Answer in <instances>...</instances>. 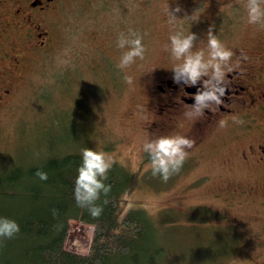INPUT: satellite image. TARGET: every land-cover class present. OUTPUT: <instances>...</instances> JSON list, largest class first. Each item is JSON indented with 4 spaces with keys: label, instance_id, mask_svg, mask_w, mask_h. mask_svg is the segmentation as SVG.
Segmentation results:
<instances>
[{
    "label": "rangeland",
    "instance_id": "rangeland-1",
    "mask_svg": "<svg viewBox=\"0 0 264 264\" xmlns=\"http://www.w3.org/2000/svg\"><path fill=\"white\" fill-rule=\"evenodd\" d=\"M190 4L60 0L49 18L50 46L21 54L24 68H14L12 58L25 51L24 43L7 22L10 0H0V167L31 164L46 153L102 150L113 163L138 173L126 205L149 215L155 227L150 246L164 248L157 261L139 252L126 264H264V162L258 155L239 142L220 144L232 136L230 129L198 132L183 115L166 120L165 130L154 135L146 130L155 118L153 86L172 75L176 62L163 46L169 34L195 33L194 47L206 42L207 27L196 21L207 18L205 11ZM168 5L180 8L174 23L167 22ZM129 29L142 35L145 55L122 70L116 66L123 51L116 40ZM250 46L235 56L254 57L257 50ZM174 132L194 143L165 182L151 174L139 146L145 136ZM68 229L66 249L87 253L93 228L70 220Z\"/></svg>",
    "mask_w": 264,
    "mask_h": 264
},
{
    "label": "trees",
    "instance_id": "trees-1",
    "mask_svg": "<svg viewBox=\"0 0 264 264\" xmlns=\"http://www.w3.org/2000/svg\"><path fill=\"white\" fill-rule=\"evenodd\" d=\"M31 164H1L0 215L15 219L20 231L0 239V264H126L137 253L157 261L164 248L150 246L154 226L142 210L128 208L126 197L138 184V173L113 163L105 183L111 190L96 201L99 216L76 204L74 179L80 154L67 152ZM37 169L48 173L41 180ZM70 220L93 228L87 253L66 249Z\"/></svg>",
    "mask_w": 264,
    "mask_h": 264
},
{
    "label": "flooded vegetation",
    "instance_id": "flooded-vegetation-1",
    "mask_svg": "<svg viewBox=\"0 0 264 264\" xmlns=\"http://www.w3.org/2000/svg\"><path fill=\"white\" fill-rule=\"evenodd\" d=\"M58 1L60 0H10L7 22L12 25L9 26L11 30L18 32L24 43L20 47L25 49L24 52L18 51V55L12 58L14 68H24L21 65V54L29 56L30 52L50 46L52 31L48 28L49 18L52 11L57 9ZM192 2V9L200 6L205 11L204 17L207 18H198L196 21L199 22L198 26L207 27L206 34L211 29L233 53L243 46H250V42L255 45L250 48L257 50L254 57L248 56V52L245 55L242 53L240 57L233 54L230 62L232 71L227 73L223 102L210 110L206 109L204 115L192 119L194 128L198 132L212 127L230 129L232 136L227 140L222 139L220 144L242 143L249 153L258 155V161L264 162V25L244 24L247 22L243 0ZM246 32L250 34L246 35ZM182 85L183 82L179 85L174 83L171 74H164L156 81L151 91L156 107L155 118L146 127L148 134L154 135L156 130H165L166 120L173 121L176 115H183L188 107L186 103L192 102L191 94L196 91V86L181 87ZM233 115H238L242 122L234 121ZM221 119L226 120L227 124L221 126ZM142 160L148 161L145 156Z\"/></svg>",
    "mask_w": 264,
    "mask_h": 264
},
{
    "label": "clouds",
    "instance_id": "clouds-1",
    "mask_svg": "<svg viewBox=\"0 0 264 264\" xmlns=\"http://www.w3.org/2000/svg\"><path fill=\"white\" fill-rule=\"evenodd\" d=\"M246 10V22L250 25H264V0H243ZM180 8L170 10L169 5L164 9L167 22L174 23L178 18L175 15ZM206 42L201 47H194L196 34L193 32H173L164 43V48L176 61L172 65V79L176 84L183 82V86H196V91L191 94V103L183 115L191 120L205 114L206 109L219 106L226 93L227 73L232 71L230 63L233 50L227 47L211 29L206 34ZM143 37L135 29L127 32L121 31L116 40V47L122 49L117 67L125 69L133 64L137 58L145 55ZM125 79L132 81L131 75ZM232 119L237 123L242 120L238 115ZM221 126L227 121L221 119ZM194 141L179 132L170 134L145 136L139 146L141 153L146 154L151 174L167 181L174 173L178 172L185 159L190 155L188 149ZM113 160L104 151L84 147L81 151L80 163L74 179L73 196L80 207H86L91 216L97 217L103 208L96 201L101 193L107 194L111 184L105 183ZM36 175L41 180H46L48 173L37 169ZM20 231L19 223L8 216L0 215V239L12 238Z\"/></svg>",
    "mask_w": 264,
    "mask_h": 264
}]
</instances>
